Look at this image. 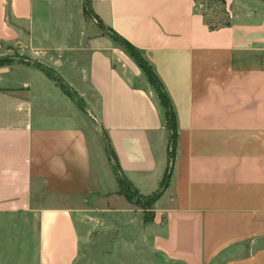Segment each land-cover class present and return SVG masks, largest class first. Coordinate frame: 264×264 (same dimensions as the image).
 I'll return each instance as SVG.
<instances>
[{
    "label": "crops",
    "instance_id": "crops-1",
    "mask_svg": "<svg viewBox=\"0 0 264 264\" xmlns=\"http://www.w3.org/2000/svg\"><path fill=\"white\" fill-rule=\"evenodd\" d=\"M224 1L230 22L210 27L202 0H0L14 59L0 66V264H81L98 216L131 215L107 147L139 195L160 188L164 109L111 31L175 115L141 244L177 264H264V0Z\"/></svg>",
    "mask_w": 264,
    "mask_h": 264
},
{
    "label": "rangeland",
    "instance_id": "rangeland-1",
    "mask_svg": "<svg viewBox=\"0 0 264 264\" xmlns=\"http://www.w3.org/2000/svg\"><path fill=\"white\" fill-rule=\"evenodd\" d=\"M198 10L204 14L210 27H217L230 22L231 15L224 0H202L201 4L198 5ZM84 14L87 16L88 13L84 11ZM116 42L118 48L129 55L127 49L119 41L116 40ZM4 52L9 56L18 55L16 49L12 47H5ZM122 69L125 75L130 76L129 71L125 68ZM152 87L154 86L152 85ZM164 125L166 126L165 120ZM170 125H172V122H170ZM175 146L176 140L172 139V143L169 145L170 161L175 155ZM106 152L110 163L115 169V160L108 147ZM122 189L128 196L120 195L131 204V210H128L131 215H126L124 219L117 214L98 216V221L94 222V227H91L90 232H88L89 238L82 249L81 264H177L166 261L154 254L151 256L146 246L141 244L143 223L153 221L152 205L134 195L125 185H122ZM140 213L142 214V224Z\"/></svg>",
    "mask_w": 264,
    "mask_h": 264
},
{
    "label": "trees",
    "instance_id": "trees-1",
    "mask_svg": "<svg viewBox=\"0 0 264 264\" xmlns=\"http://www.w3.org/2000/svg\"><path fill=\"white\" fill-rule=\"evenodd\" d=\"M84 11L86 13H88L87 8L84 9ZM110 34L115 40L119 41L127 49V51L129 52V55L136 61V63L139 65V67L142 69V71L147 75L149 82L155 87V89L158 93V98L160 100V103L165 109L164 120L166 122V127L170 131V136H169V145H170V143H172V139L176 140V125H175V115H174V112L172 110V107H171V104H170V101L168 99L166 92L163 90L161 84L159 83L158 79L154 75L151 67L141 57L139 50L136 47H134L132 44H130L128 41H126L125 39H123L122 37H120L119 35L114 33L113 31H111ZM20 60L23 63H29V61H27V60H23V59H20ZM13 61H14V59L11 57H0V66L10 64ZM37 65H39V64H37ZM44 69L49 75H51L55 80H57L60 87L64 90V92L66 94H68L72 97L76 96V94L72 90L69 89V87L62 81V79H60L56 75H53V71H51L50 69H48L46 67ZM170 122H172V125H170ZM108 150H109V148H108ZM109 152L112 154V152L110 150H109ZM112 156H113V154H112ZM169 157H170V152H169ZM114 160H115V158H114ZM171 167H172V160L171 161L169 160L168 167L164 173V176H163V179H162V182H161V185H160V188L158 189V191H156L155 193H153L150 196L144 197V196L139 195L136 191H134L129 186V184L126 182V180L120 174L119 168L117 167L116 160H115V171L117 174H119L118 175V183H119L118 193L123 194L124 196H128L125 191H122L123 190L122 185H125L129 189V191H131L134 195L138 196L142 200L149 202L150 205H152L154 203V201L160 197L164 188L167 186L170 175H171Z\"/></svg>",
    "mask_w": 264,
    "mask_h": 264
}]
</instances>
